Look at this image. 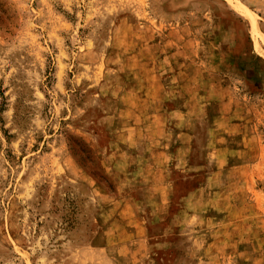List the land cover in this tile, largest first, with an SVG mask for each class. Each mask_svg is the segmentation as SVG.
I'll use <instances>...</instances> for the list:
<instances>
[{
	"label": "rangeland",
	"instance_id": "rangeland-1",
	"mask_svg": "<svg viewBox=\"0 0 264 264\" xmlns=\"http://www.w3.org/2000/svg\"><path fill=\"white\" fill-rule=\"evenodd\" d=\"M0 264H264V0H0Z\"/></svg>",
	"mask_w": 264,
	"mask_h": 264
}]
</instances>
